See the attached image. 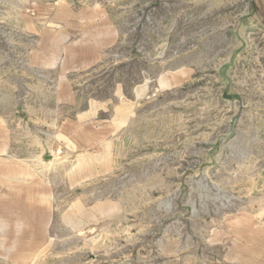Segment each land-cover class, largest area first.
Instances as JSON below:
<instances>
[{
  "label": "rangeland",
  "instance_id": "obj_1",
  "mask_svg": "<svg viewBox=\"0 0 264 264\" xmlns=\"http://www.w3.org/2000/svg\"><path fill=\"white\" fill-rule=\"evenodd\" d=\"M0 0V264H264V0Z\"/></svg>",
  "mask_w": 264,
  "mask_h": 264
},
{
  "label": "water",
  "instance_id": "obj_2",
  "mask_svg": "<svg viewBox=\"0 0 264 264\" xmlns=\"http://www.w3.org/2000/svg\"><path fill=\"white\" fill-rule=\"evenodd\" d=\"M259 1V3H260V5H261V7L263 8V2L262 1H260V0H258Z\"/></svg>",
  "mask_w": 264,
  "mask_h": 264
}]
</instances>
